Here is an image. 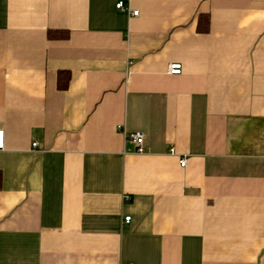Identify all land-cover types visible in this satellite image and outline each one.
<instances>
[{
    "label": "crops",
    "instance_id": "obj_1",
    "mask_svg": "<svg viewBox=\"0 0 264 264\" xmlns=\"http://www.w3.org/2000/svg\"><path fill=\"white\" fill-rule=\"evenodd\" d=\"M0 126V264H264V0H0Z\"/></svg>",
    "mask_w": 264,
    "mask_h": 264
},
{
    "label": "built area",
    "instance_id": "obj_2",
    "mask_svg": "<svg viewBox=\"0 0 264 264\" xmlns=\"http://www.w3.org/2000/svg\"><path fill=\"white\" fill-rule=\"evenodd\" d=\"M116 7L129 12L132 15H137L138 11L135 9H131L129 5H125L122 1H119L116 3ZM168 71L172 74H178L181 72V64L178 62H173L169 64L168 67ZM117 128L119 130H121L124 134V136L126 137V139H128L130 142L133 143L134 147H135V151L137 152H142L143 151V140H144V136L143 133L141 131H125L123 130V128L121 127V125H118ZM36 142L32 143V146H35ZM4 147V129L0 126V149H3ZM171 152H173V150H170ZM186 162L185 157H180L179 158V164L181 166H184ZM129 219V216H125V221H127ZM132 264V263H129Z\"/></svg>",
    "mask_w": 264,
    "mask_h": 264
},
{
    "label": "trees",
    "instance_id": "obj_3",
    "mask_svg": "<svg viewBox=\"0 0 264 264\" xmlns=\"http://www.w3.org/2000/svg\"><path fill=\"white\" fill-rule=\"evenodd\" d=\"M197 30L206 32L208 30V15L199 14L197 18ZM47 36L49 38H66L68 36L67 30H47ZM69 81V72L67 70H60L57 74V87L59 89H65Z\"/></svg>",
    "mask_w": 264,
    "mask_h": 264
}]
</instances>
